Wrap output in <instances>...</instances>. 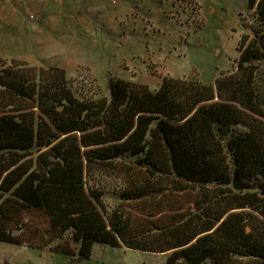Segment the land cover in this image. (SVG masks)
Instances as JSON below:
<instances>
[{
    "label": "trees",
    "instance_id": "obj_1",
    "mask_svg": "<svg viewBox=\"0 0 264 264\" xmlns=\"http://www.w3.org/2000/svg\"><path fill=\"white\" fill-rule=\"evenodd\" d=\"M249 8L252 35L211 84L111 74L81 95L64 68L0 57V241L264 264V0Z\"/></svg>",
    "mask_w": 264,
    "mask_h": 264
},
{
    "label": "rangeland",
    "instance_id": "obj_2",
    "mask_svg": "<svg viewBox=\"0 0 264 264\" xmlns=\"http://www.w3.org/2000/svg\"><path fill=\"white\" fill-rule=\"evenodd\" d=\"M249 0H0V57L64 68L81 95L107 93L109 76L215 82L233 69ZM104 183V181H103ZM106 203L117 182L105 181ZM0 241V264H165L166 254L95 242L90 257Z\"/></svg>",
    "mask_w": 264,
    "mask_h": 264
},
{
    "label": "crops",
    "instance_id": "obj_3",
    "mask_svg": "<svg viewBox=\"0 0 264 264\" xmlns=\"http://www.w3.org/2000/svg\"><path fill=\"white\" fill-rule=\"evenodd\" d=\"M143 83H146V82H143ZM147 84V83H146Z\"/></svg>",
    "mask_w": 264,
    "mask_h": 264
}]
</instances>
